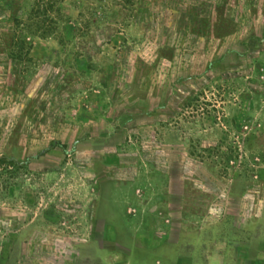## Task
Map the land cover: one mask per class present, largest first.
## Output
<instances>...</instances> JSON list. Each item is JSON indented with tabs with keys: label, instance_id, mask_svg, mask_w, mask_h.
Returning a JSON list of instances; mask_svg holds the SVG:
<instances>
[{
	"label": "rangeland",
	"instance_id": "obj_1",
	"mask_svg": "<svg viewBox=\"0 0 264 264\" xmlns=\"http://www.w3.org/2000/svg\"><path fill=\"white\" fill-rule=\"evenodd\" d=\"M179 254L264 264V0H0V264Z\"/></svg>",
	"mask_w": 264,
	"mask_h": 264
},
{
	"label": "crops",
	"instance_id": "obj_2",
	"mask_svg": "<svg viewBox=\"0 0 264 264\" xmlns=\"http://www.w3.org/2000/svg\"><path fill=\"white\" fill-rule=\"evenodd\" d=\"M180 257H181V255L179 254V255H177V257L175 258V259H171V260H165L163 257L161 258V263H163V264H177V263H179V261H180ZM156 260V259H155Z\"/></svg>",
	"mask_w": 264,
	"mask_h": 264
}]
</instances>
